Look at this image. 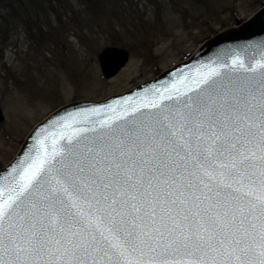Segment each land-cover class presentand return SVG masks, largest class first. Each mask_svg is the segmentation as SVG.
I'll use <instances>...</instances> for the list:
<instances>
[{
	"label": "snow or ice",
	"instance_id": "obj_1",
	"mask_svg": "<svg viewBox=\"0 0 264 264\" xmlns=\"http://www.w3.org/2000/svg\"><path fill=\"white\" fill-rule=\"evenodd\" d=\"M186 92L38 139L0 184V264H264V56Z\"/></svg>",
	"mask_w": 264,
	"mask_h": 264
},
{
	"label": "rangeland",
	"instance_id": "obj_2",
	"mask_svg": "<svg viewBox=\"0 0 264 264\" xmlns=\"http://www.w3.org/2000/svg\"><path fill=\"white\" fill-rule=\"evenodd\" d=\"M150 2L154 6L138 28L125 21L117 33L108 35L93 36L91 26L82 27L88 18L79 26L80 39L69 22L64 32L57 28L56 43L41 45L36 33L21 28L11 32L12 39L0 45V107L5 117L0 121V167L15 155L33 126L58 106L103 99L155 77L188 58L208 37L236 25L235 19L251 16L264 0H218L209 7L191 0ZM115 37L127 44L117 46L127 48L130 58L106 78L98 54L116 46L111 42Z\"/></svg>",
	"mask_w": 264,
	"mask_h": 264
},
{
	"label": "water",
	"instance_id": "obj_3",
	"mask_svg": "<svg viewBox=\"0 0 264 264\" xmlns=\"http://www.w3.org/2000/svg\"><path fill=\"white\" fill-rule=\"evenodd\" d=\"M261 56H264V5L237 25L230 26L207 38L188 58L131 89L103 99L73 100L56 108L33 126L17 153L0 168V184L5 182L14 167H18L30 154L35 153L37 140L45 133H55L58 137L59 125L70 116L76 118L77 123L74 125L76 127L91 129L95 125L97 133L89 131L83 134L88 138H93L98 134L99 122L113 115L110 111L112 108L118 112L127 109L128 115L121 119L130 124L133 119L139 118L140 113L147 114L152 111L140 108L138 113H132L131 108L142 101L146 103L153 99L154 94H157L155 97L157 100L159 94L172 96L171 100H164L161 103L166 106H175L178 100L184 99L189 94L186 89L193 87V82L199 78L201 73L207 71L208 66L230 64L232 59L237 57L243 60L246 66H250ZM98 58L104 77L111 78L127 64L130 52L124 47L106 46L99 52ZM4 119L3 110L0 107V121ZM52 138L50 136L47 141L49 149L52 147ZM65 142L58 141V143Z\"/></svg>",
	"mask_w": 264,
	"mask_h": 264
},
{
	"label": "trees",
	"instance_id": "obj_4",
	"mask_svg": "<svg viewBox=\"0 0 264 264\" xmlns=\"http://www.w3.org/2000/svg\"><path fill=\"white\" fill-rule=\"evenodd\" d=\"M151 0H0V45L4 46L12 39V31L21 28L34 33L41 45L60 39L56 36L57 28L62 32L69 25L75 24L76 36L80 39L82 27L90 29L93 36L117 33L127 21L129 26L138 28L154 5ZM156 4L158 0H154ZM192 4L209 7L218 0H191ZM239 0H232L237 3ZM147 2V3H146ZM264 2L260 3L262 6ZM150 5V6H149ZM199 6V5H198ZM87 26L80 24L85 19ZM238 19L234 21L239 22ZM91 22V23H90ZM60 30V31H61ZM78 31V33H77ZM33 35V36H34ZM114 45L127 44L120 38L111 40ZM124 46V45H123ZM131 49L132 46H129ZM2 51H0L1 53Z\"/></svg>",
	"mask_w": 264,
	"mask_h": 264
}]
</instances>
